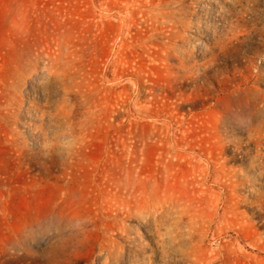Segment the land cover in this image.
Listing matches in <instances>:
<instances>
[{"label": "rangeland", "instance_id": "obj_1", "mask_svg": "<svg viewBox=\"0 0 264 264\" xmlns=\"http://www.w3.org/2000/svg\"><path fill=\"white\" fill-rule=\"evenodd\" d=\"M258 52L264 0H0V264H264ZM48 214L82 247L23 235Z\"/></svg>", "mask_w": 264, "mask_h": 264}, {"label": "clouds", "instance_id": "obj_2", "mask_svg": "<svg viewBox=\"0 0 264 264\" xmlns=\"http://www.w3.org/2000/svg\"><path fill=\"white\" fill-rule=\"evenodd\" d=\"M255 2L258 3V0ZM257 11L259 10L257 9ZM261 57H264V52H258L247 58V62L254 65L256 74L259 63L264 62ZM249 100L251 106L236 110L233 113V120L238 127L246 131L248 136H251L258 129L264 130V107H260L262 102L258 99L250 97ZM254 104L255 107H253ZM40 135V148L45 158L66 157L76 148V142L71 137L64 136L57 143L50 136ZM91 222L90 217L83 216L73 218L69 224L56 215L48 214L27 225L23 235L29 238L47 239L49 241L47 249L52 252L75 250L82 247L83 238L88 232Z\"/></svg>", "mask_w": 264, "mask_h": 264}]
</instances>
